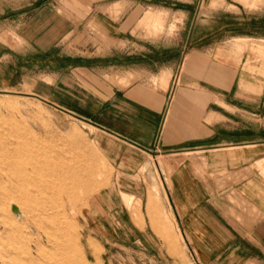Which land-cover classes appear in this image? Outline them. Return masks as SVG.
I'll use <instances>...</instances> for the list:
<instances>
[{"label":"crops","instance_id":"0c3cea01","mask_svg":"<svg viewBox=\"0 0 264 264\" xmlns=\"http://www.w3.org/2000/svg\"><path fill=\"white\" fill-rule=\"evenodd\" d=\"M83 1L43 4L41 25L26 26L21 54L57 55L31 71L41 80L31 92L93 126L113 160L121 146L164 151L163 190L201 264H264V33L211 39L193 18L205 0ZM260 1L248 12L264 13Z\"/></svg>","mask_w":264,"mask_h":264},{"label":"rangeland","instance_id":"374dc122","mask_svg":"<svg viewBox=\"0 0 264 264\" xmlns=\"http://www.w3.org/2000/svg\"><path fill=\"white\" fill-rule=\"evenodd\" d=\"M240 1L245 9L228 4L231 0L195 3L193 18L207 20L204 33L208 26L211 39L254 26L264 33V13L248 12L261 1L253 0V7ZM58 2L0 0V82H19L0 86V264H201L182 238L163 190L170 168L164 151L121 146L124 158L113 160L109 141L93 126L31 92V85H41L31 71L56 63L57 55L21 54L26 26L32 29L34 21L39 27L38 9ZM250 14L257 18L253 24ZM87 30L92 40L103 38L93 23ZM13 206L24 216L16 218Z\"/></svg>","mask_w":264,"mask_h":264},{"label":"bare ground","instance_id":"6f19581e","mask_svg":"<svg viewBox=\"0 0 264 264\" xmlns=\"http://www.w3.org/2000/svg\"><path fill=\"white\" fill-rule=\"evenodd\" d=\"M51 157V156H50ZM82 169V168H81ZM78 170H80V169H78ZM83 170V169H82ZM75 172H77V174H78V171L76 170ZM80 172H81V170L79 171V174H80ZM85 172V171H84ZM79 174H78V176H79ZM87 174V173H86ZM77 176V177H78ZM91 176V175H90ZM76 177V178H77ZM75 178V177H74ZM75 178V179H76ZM79 179V178H78ZM78 179H77V181H78ZM80 179H81V175H80ZM35 181V180H34ZM81 181H79V183H80ZM87 182V181H86ZM78 183V182H77ZM19 192V191H18ZM47 192V191H46ZM14 198V197H13ZM63 201V200H62ZM18 202V201H17ZM48 202V201H47ZM62 203V202H61ZM35 210V209H34ZM12 211H13V213L15 214V216H16V218H21L22 216H24V214H23V212H22V209H20V208H18V207H16V206H13L12 207ZM27 214V213H26ZM64 215V214H63ZM62 215V216H63ZM66 215V214H65ZM65 215H64V217H65ZM59 216V215H58ZM57 215H56V219H57V217H58ZM60 216H61V213H60ZM26 217V216H25ZM59 218V217H58ZM62 218V217H61ZM40 222V221H39ZM12 245V244H11ZM50 245V244H49ZM78 256V255H77Z\"/></svg>","mask_w":264,"mask_h":264}]
</instances>
